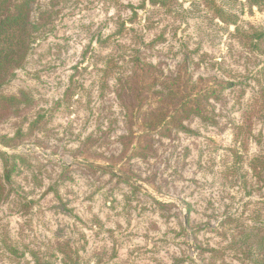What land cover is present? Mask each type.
Segmentation results:
<instances>
[{"label":"rangeland","instance_id":"rangeland-1","mask_svg":"<svg viewBox=\"0 0 264 264\" xmlns=\"http://www.w3.org/2000/svg\"><path fill=\"white\" fill-rule=\"evenodd\" d=\"M32 18L0 85V264H264V4L35 0ZM180 85L183 127H131L126 105Z\"/></svg>","mask_w":264,"mask_h":264},{"label":"trees","instance_id":"trees-1","mask_svg":"<svg viewBox=\"0 0 264 264\" xmlns=\"http://www.w3.org/2000/svg\"><path fill=\"white\" fill-rule=\"evenodd\" d=\"M34 1L35 0H0V85L8 82L15 74V70L22 66V63L26 59L35 40V34L39 30V23L32 18ZM246 1L250 5L261 6L264 4V0ZM45 14H49V12L47 10L42 11L41 16H44ZM134 71L135 73L131 79L138 80L134 81L136 85H139V76L144 78L151 72L149 68H141L140 66L137 68L135 66ZM182 81H184L183 85L189 83L188 79H183ZM183 85L179 86V93L178 91L171 92L172 95H181L180 101L174 104V106H159L155 109L147 110V112H144L142 115L140 114V116H136L137 113H134L133 107H131V105H126L127 107H125L129 111L127 119L131 122V127L136 125L137 120L140 122V125L143 124L145 127L144 131L147 133L153 130L159 132L167 130L168 125L170 124L183 127L184 125L180 121L182 116L185 114L186 110H189L188 106L191 105L192 101H198V98L195 99L187 94V87ZM15 98L17 97H5V99H8L9 101H14ZM135 108L134 105V109ZM133 116L137 119H133ZM129 132L132 134L133 129L129 128ZM125 139L127 138L125 137ZM255 161L256 159H253L251 165L254 170H257L258 164H256ZM10 175L11 169L5 168V179L9 180ZM245 233L246 232H244V234ZM249 233L250 236L255 238V241L261 246L264 241V226H253ZM260 234L262 235L260 236ZM37 262V264H42L41 261ZM71 264H76V261H73Z\"/></svg>","mask_w":264,"mask_h":264}]
</instances>
